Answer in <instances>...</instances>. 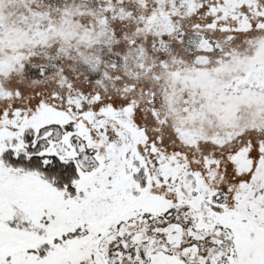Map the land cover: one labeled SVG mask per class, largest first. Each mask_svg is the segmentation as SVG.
Here are the masks:
<instances>
[{"label": "snow or ice", "instance_id": "1", "mask_svg": "<svg viewBox=\"0 0 264 264\" xmlns=\"http://www.w3.org/2000/svg\"><path fill=\"white\" fill-rule=\"evenodd\" d=\"M0 264H264V0H0Z\"/></svg>", "mask_w": 264, "mask_h": 264}]
</instances>
